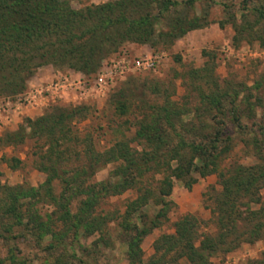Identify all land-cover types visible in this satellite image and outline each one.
<instances>
[{
	"label": "trees",
	"instance_id": "obj_1",
	"mask_svg": "<svg viewBox=\"0 0 264 264\" xmlns=\"http://www.w3.org/2000/svg\"><path fill=\"white\" fill-rule=\"evenodd\" d=\"M155 3L156 0H114L74 10L67 0H0V95H21L26 81L40 67L65 66L89 76L123 42L151 48L161 36L176 39L207 25H196L192 20L181 28L182 22L176 20L166 31L155 33L157 16L153 12L160 15L171 2L159 1L153 8ZM207 72L210 74L204 67L191 70L195 77ZM235 97L227 99L216 86L208 94H200L192 112L209 115L213 126L201 123L198 129L182 122V117L191 112L175 102L144 103L145 110L135 124L133 136L102 152L95 151L91 140L77 136L73 129L75 121L85 117L87 109L83 106L53 105L39 117L23 118L15 130L3 135V144H22L26 140L47 143L44 152L35 154L34 164L45 179L37 188L0 186V221H10L4 233L11 239L29 237L36 246L48 238L46 250L68 249L70 257H74L72 241L78 235H92L103 226V219L93 216L98 214L100 204L134 191L135 196L125 203L120 222L116 223L124 236L127 264H179L182 260L187 264H211L210 258L218 253L252 244L264 235V199L259 196L264 186V159L259 155L261 164L218 169V161L226 152L220 144L229 137H222L214 127L218 124L214 119L215 115L229 117L228 122L238 126ZM110 99L119 114L125 113L123 93ZM80 144L82 152L75 151ZM109 164L115 165L105 180L88 183ZM210 174H216L220 189L209 208L214 234L200 232L201 222L193 215H183L174 224L172 234L154 240L153 253L144 262L141 241L159 227L169 211L173 182L190 189L197 179ZM52 181L61 185L56 206L59 213L41 216L33 209L24 210L23 206L28 205L24 201L37 199L41 188L50 195ZM69 192L79 197L72 214L68 209ZM110 221L111 217L107 222ZM251 263L264 264V256Z\"/></svg>",
	"mask_w": 264,
	"mask_h": 264
},
{
	"label": "rangeland",
	"instance_id": "obj_2",
	"mask_svg": "<svg viewBox=\"0 0 264 264\" xmlns=\"http://www.w3.org/2000/svg\"><path fill=\"white\" fill-rule=\"evenodd\" d=\"M74 10L93 5L97 6L114 0H67ZM159 1L153 5L157 8ZM168 10L157 15L155 33L166 31L171 22L180 20L181 28L187 27L192 20L196 25L207 24L200 30L215 25V32H207L209 42L207 46L198 44L199 41L179 37L170 39L161 36L156 39L153 47H148L147 53L134 54L130 45L123 42L113 52L100 62L98 70L89 76L69 69L65 66L54 68L58 76L69 77L71 80L81 79L90 84L97 72L103 68V63L125 53L129 58L141 55H157L160 62L155 71H141L127 73L117 79L113 87L104 96L96 97L93 92L65 102L58 99L50 103L61 106H83L87 109L85 117L76 120L73 129L77 136L91 140L97 152L109 148L120 140H129L133 136L135 124L144 113L145 105H160L163 100H169L189 110V116L182 117V122L194 124L196 129L201 123L212 125L210 116L192 110L198 106L200 94H208L215 86L225 93L227 99H234L237 106L238 126H232L229 117L215 115L214 126L229 140L220 144L222 154L218 169L230 170L234 164H261L257 157L264 159V0H170ZM174 2V3H172ZM189 23V24H190ZM139 46V45H138ZM205 68L207 72L199 77L191 74V70ZM35 70L34 74L36 73ZM27 82V81H26ZM26 90V83H25ZM23 91L24 94H27ZM119 92L125 97V113L119 114L110 98ZM22 93V94H23ZM15 98L0 95V100L14 101ZM252 106V107H251ZM250 108L251 111L248 109ZM251 113H249V112ZM198 113V114H197ZM220 124H224L221 128ZM213 126V125H212ZM15 130V129H14ZM180 131V130H179ZM200 131V129H199ZM202 133L201 130L200 133ZM8 130H0V186H17L37 188L45 179V175L35 169V154H41L46 149L42 140H26L22 144H3V135ZM187 137V136H186ZM82 144V143H81ZM77 145L75 151L82 152V145ZM133 146V144H131ZM174 163H172L173 165ZM115 164H109L99 169L88 182H100L107 178ZM67 167V166H66ZM157 178V177H155ZM150 180V179H149ZM216 174L199 178L185 189L181 183L174 181L169 195L172 205L165 214L161 224L150 234L145 236L140 244L142 260L145 262L153 253L154 240L164 234H172L173 226L183 215L190 214L201 222L199 231L212 235L215 230L209 208L211 199L219 192L216 185ZM213 190V192H212ZM46 195L41 188L39 197L28 202L23 209L35 210L41 216H47L55 211L59 213L57 197L61 192V185L52 181ZM69 196V212L76 211L79 197L73 193ZM135 196L134 191H126L119 196L105 199L97 209L98 216L104 223L101 230L89 236L78 235L72 241L74 257H70V250H46L48 238L39 246L34 245L32 239H11L4 233L10 221H0V264H127L126 244L124 236L119 233V226L125 203ZM259 196L264 199V186L259 190ZM54 198V199H51ZM3 198V194H0ZM26 208V209H25ZM144 210H148L146 207ZM110 213V214H109ZM150 215V214H149ZM112 221L107 222V220ZM109 218V219H108ZM264 219V218H263ZM58 224V223H56ZM59 226V225H56ZM58 227L55 228V230ZM264 256V235L252 244H240L237 248L218 253L210 258L211 264H252ZM179 264H187L184 260Z\"/></svg>",
	"mask_w": 264,
	"mask_h": 264
},
{
	"label": "built area",
	"instance_id": "obj_3",
	"mask_svg": "<svg viewBox=\"0 0 264 264\" xmlns=\"http://www.w3.org/2000/svg\"><path fill=\"white\" fill-rule=\"evenodd\" d=\"M159 59L160 57L153 54L129 58V56L123 52L116 58L108 60L107 63H103L102 66L104 67L97 72L94 80L90 84H85V81L81 79L71 80L69 77L58 76L48 84H45L41 90H39V93L40 95H55L65 85L77 92L80 96H85L90 93V91L93 92L96 97L104 96L113 87L115 81L127 73L155 71L160 62ZM17 102L26 105L32 104L33 100L28 93H23L19 95ZM11 108V101L0 100V114L6 115Z\"/></svg>",
	"mask_w": 264,
	"mask_h": 264
},
{
	"label": "crops",
	"instance_id": "obj_4",
	"mask_svg": "<svg viewBox=\"0 0 264 264\" xmlns=\"http://www.w3.org/2000/svg\"><path fill=\"white\" fill-rule=\"evenodd\" d=\"M215 25L210 24L208 29L191 30L183 35L182 38L195 39L200 45L207 46L209 38L207 37V32H215ZM130 49L133 53L141 54L147 53L148 47L146 45H130ZM58 77V71L54 70L50 66H43L37 69L36 73L31 76L26 82V90L32 97V104H21L17 100L11 101L12 108L7 112L6 115L0 114V130L13 131L21 123L23 118L33 119L39 117L44 112V109L50 104L61 99L65 102L73 101L76 97L74 91L66 87L65 85L62 89L55 95H40L39 90L45 85L51 82L53 79Z\"/></svg>",
	"mask_w": 264,
	"mask_h": 264
}]
</instances>
